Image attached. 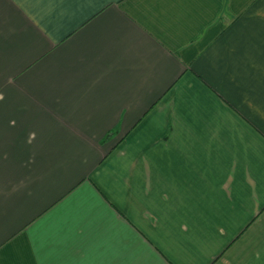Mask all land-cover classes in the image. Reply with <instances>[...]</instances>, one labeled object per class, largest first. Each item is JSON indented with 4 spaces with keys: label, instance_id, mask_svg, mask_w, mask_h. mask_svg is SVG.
Instances as JSON below:
<instances>
[{
    "label": "crops",
    "instance_id": "crops-1",
    "mask_svg": "<svg viewBox=\"0 0 264 264\" xmlns=\"http://www.w3.org/2000/svg\"><path fill=\"white\" fill-rule=\"evenodd\" d=\"M0 264H264V0H0Z\"/></svg>",
    "mask_w": 264,
    "mask_h": 264
}]
</instances>
